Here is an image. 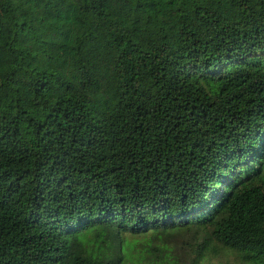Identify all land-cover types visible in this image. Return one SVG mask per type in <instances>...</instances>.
I'll use <instances>...</instances> for the list:
<instances>
[{
	"label": "trees",
	"instance_id": "16d2710c",
	"mask_svg": "<svg viewBox=\"0 0 264 264\" xmlns=\"http://www.w3.org/2000/svg\"><path fill=\"white\" fill-rule=\"evenodd\" d=\"M212 245L264 263V0H0V264Z\"/></svg>",
	"mask_w": 264,
	"mask_h": 264
},
{
	"label": "rangeland",
	"instance_id": "374dc122",
	"mask_svg": "<svg viewBox=\"0 0 264 264\" xmlns=\"http://www.w3.org/2000/svg\"><path fill=\"white\" fill-rule=\"evenodd\" d=\"M130 241V237L124 236ZM139 240H144V237H139ZM199 264H261L253 263L252 261L241 260L240 255L232 250L222 248L218 245L210 246L203 254ZM264 264V263H262Z\"/></svg>",
	"mask_w": 264,
	"mask_h": 264
}]
</instances>
